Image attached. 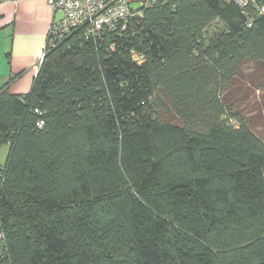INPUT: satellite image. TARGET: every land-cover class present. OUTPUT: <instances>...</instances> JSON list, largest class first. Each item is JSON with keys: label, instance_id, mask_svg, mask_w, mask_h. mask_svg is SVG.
Returning a JSON list of instances; mask_svg holds the SVG:
<instances>
[{"label": "trees", "instance_id": "obj_1", "mask_svg": "<svg viewBox=\"0 0 264 264\" xmlns=\"http://www.w3.org/2000/svg\"><path fill=\"white\" fill-rule=\"evenodd\" d=\"M247 66L264 73V11L234 0L47 43L29 93L0 88V264H264Z\"/></svg>", "mask_w": 264, "mask_h": 264}, {"label": "crops", "instance_id": "obj_2", "mask_svg": "<svg viewBox=\"0 0 264 264\" xmlns=\"http://www.w3.org/2000/svg\"><path fill=\"white\" fill-rule=\"evenodd\" d=\"M58 15L47 0L0 1V88L7 85L20 95L30 92L38 57Z\"/></svg>", "mask_w": 264, "mask_h": 264}, {"label": "built area", "instance_id": "obj_3", "mask_svg": "<svg viewBox=\"0 0 264 264\" xmlns=\"http://www.w3.org/2000/svg\"><path fill=\"white\" fill-rule=\"evenodd\" d=\"M7 1V0H0ZM59 13L49 30L48 45L67 38L74 30L83 28L87 37L119 31L132 17L143 14V8L167 0H47ZM242 7L251 5L264 11L260 0H234ZM46 47L38 57L36 67L44 60Z\"/></svg>", "mask_w": 264, "mask_h": 264}, {"label": "rangeland", "instance_id": "obj_4", "mask_svg": "<svg viewBox=\"0 0 264 264\" xmlns=\"http://www.w3.org/2000/svg\"><path fill=\"white\" fill-rule=\"evenodd\" d=\"M238 84L242 90L236 96V109L249 121L253 131L264 139V73L247 66ZM7 151L8 146H3L0 150L1 164L6 159Z\"/></svg>", "mask_w": 264, "mask_h": 264}]
</instances>
